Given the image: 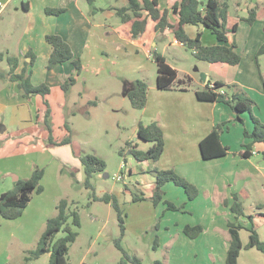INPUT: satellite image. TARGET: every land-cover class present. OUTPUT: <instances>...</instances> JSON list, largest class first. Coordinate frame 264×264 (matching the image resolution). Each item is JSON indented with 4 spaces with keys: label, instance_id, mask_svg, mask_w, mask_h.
<instances>
[{
    "label": "crops",
    "instance_id": "1",
    "mask_svg": "<svg viewBox=\"0 0 264 264\" xmlns=\"http://www.w3.org/2000/svg\"><path fill=\"white\" fill-rule=\"evenodd\" d=\"M18 1L0 0V20L4 23L2 28H0V56H3V61H7V57L17 58L19 60V67L16 70V74H21L25 68V64L32 62V58L28 56V54L32 53L35 57V62L33 66L27 67L28 72L31 73L33 85L39 86L46 84L51 88V94L48 98L50 105L52 95L56 92H63L62 85L74 73L75 68L72 62L56 65L50 70L47 68L52 51L51 46L46 41L47 35L54 34L61 36L70 45L74 59L80 60L84 67L81 75L78 77L77 84L69 90L67 96L73 90H76L79 84H85L86 80L96 81L101 78L112 77L115 71L106 72L105 69L111 68L110 59L112 56H115L113 59H117V53L120 54L121 60L124 59L122 63L128 67V70L123 71L122 74L130 72L148 73L151 67L146 64L145 58L148 60L153 59V54L158 53L159 41L169 38L172 35L169 31L151 32L141 35L137 39H133L123 26L119 28L112 24L111 20L114 17H118L115 9L126 7L128 0H107L108 4L104 7L101 5L98 6L97 0H21V7H19ZM159 2L161 8L165 9L168 6L169 0H166L164 6L162 0H159ZM10 6L13 7L12 10H7ZM46 8L66 9V11L60 16H52L46 14ZM246 9V16L242 15L235 20L231 15L230 4L229 28L237 23L238 31L229 37L231 41L236 42V51L239 54H241L239 34L243 30L241 29V24L247 23L241 19L248 17V9H255L257 20L253 25L247 23L249 27L244 30L245 35L242 36L246 40L244 49L247 50V53L246 57L245 54H241L242 62L239 65L211 64L212 68H217L213 69V71H221L225 75L206 74L204 84L195 83L194 72H191L185 66H175L166 59L168 64L178 71L180 79L190 77L193 82L191 87L186 88L187 90L185 91H162L157 88L156 84L149 85L148 103L146 108L143 109V113L148 115L149 108L152 107L154 114L149 116L152 117L153 121L159 123L164 132L165 150L157 163L153 162L139 168L136 165V160L133 158V161L131 159L126 160L125 164L126 168H128L129 176H138L141 180V183L138 184V191L142 197L147 199L145 200L146 202L153 196L155 189L156 179L151 172L155 169H174L180 176L195 185L199 190V196L194 201L188 200L185 194L182 202L184 209L178 212L186 213L185 209L199 202L202 194H204L213 203H211V200L208 201L204 205L206 210H203L202 214L200 210L198 211L201 220L203 223L208 222L212 224L219 221L218 217L222 213H219L214 205L222 203L230 211L227 229L229 222H238L245 228L250 227L249 216H252L253 220L256 218L259 220L258 222L261 226H264V213H261L264 208L256 207L258 211L252 208L251 213L246 215L247 212L245 213L243 203V192L247 195L245 191L231 192L230 197H222L219 202L216 198L219 185L224 184L223 182L227 178L235 179L245 175L242 169L238 170L239 161H234L236 162V168H233L230 158L234 156V160L242 159L240 152L245 151L243 143L249 141L244 139V129L252 132L254 125L248 114H242L240 116L245 122L242 125L240 122L235 121L236 114L229 106L222 103L202 102L198 100L196 90H203L209 84L212 87L218 81L225 84H238L256 101L255 113L264 122V84L256 60L257 52L264 44V20L259 25L261 23L259 17L264 15V6L256 3L255 5H246ZM5 14L6 16H4ZM171 20L176 22L177 18L172 15ZM206 30L202 26L196 27L188 25L186 27V32L191 38H195L199 32L203 34ZM12 39H14L13 43L10 41ZM203 44L212 46L219 44V42L217 39H212L207 43L203 41ZM172 45L186 48L176 41L175 38ZM228 46L231 47V44ZM147 49H151L150 52ZM106 53L108 57L111 55L109 59L104 58ZM176 59L180 63L185 61L182 56H177ZM259 65L264 75V56L259 58ZM9 70L10 66L1 73L8 74ZM3 79L5 82L0 86V145L5 142V147H7L10 143L9 139L13 130L27 127L33 128L38 124L40 101L36 96L29 99L24 98L20 93L17 82L11 81L9 77ZM137 81L130 83L128 92H126L127 96L130 91L134 90L135 87L132 85L133 83L136 85ZM86 88L89 91L88 86ZM82 99H84V103L90 104L89 99L85 100L84 97ZM42 103L46 109L43 98ZM227 121L231 122L229 124L230 129L222 135V143L224 146L230 148V153L222 158L204 160L200 151L201 141L212 132L217 124ZM238 128H241L240 130L243 132V139L239 141L238 148H233L230 143V135ZM64 129L65 127H63ZM260 153L264 154V144H255L252 155L255 156ZM36 155L39 157H35ZM32 156L35 158H32ZM48 156L55 162H58L57 169L59 176L66 169L71 173L75 171L76 174L74 176L77 181L83 180L84 170L80 161V154L76 152L73 143L63 146H49L41 154L37 152L8 154L3 152L2 147H0V196L14 189L19 180L29 179L34 166L45 169V158ZM165 158L167 159L165 160ZM215 162H218L217 164L219 165L214 164L212 165L214 166L213 168L210 167ZM46 176L47 173H45L42 182ZM104 177H107L106 174H104ZM171 184L169 183L164 187L165 199L170 202L171 200L168 199V191L172 190ZM130 191V188H127V194H124V197L129 196V201H132L133 192ZM45 192L46 189L41 194H35L23 215L19 219L9 222L17 224L16 226L21 228L22 232H28L30 234L42 232L47 220L55 215L57 203L54 201L51 207L49 205L51 199L49 201L42 199ZM235 194L240 197L243 203L244 216H236V214L232 213L230 207L224 205L225 200L230 201L232 204L233 195ZM168 216H165V218ZM203 223L198 225L203 226L204 232L199 238L192 240L194 245L191 251L187 253L184 249L178 248L177 256H183L181 264H188V257L192 252H194L193 256L195 257H202V255L210 256L206 260L200 259L195 264H226L230 238H223L215 231L209 232ZM193 226H196V224ZM175 228L176 231L171 230V228L167 229L170 233V238H172L171 234L173 232H180L182 235L181 241L185 243L186 240L183 232L185 227L176 226ZM244 230L246 229L240 231L244 247L238 260L239 264H264V255L260 251L255 248H246L250 240V234L247 232L248 230ZM256 231L260 239L264 242V232H262L261 228H258ZM2 241L3 237L0 235V243ZM171 248L174 253L176 248L174 246ZM187 255L188 257H186ZM169 264L172 263L170 262Z\"/></svg>",
    "mask_w": 264,
    "mask_h": 264
},
{
    "label": "rangeland",
    "instance_id": "2",
    "mask_svg": "<svg viewBox=\"0 0 264 264\" xmlns=\"http://www.w3.org/2000/svg\"><path fill=\"white\" fill-rule=\"evenodd\" d=\"M97 2L98 6L101 5L103 7L108 4L107 0H97ZM165 3L166 0H162L163 6ZM256 3L264 6V0H230L231 15L235 20L242 15L246 16V5H255ZM18 4L21 7V0L18 1ZM12 8L10 6L7 10H12ZM259 18L261 22L259 25H261L264 15ZM111 23L122 28L121 19L118 17H114ZM3 25V21L0 20V28ZM247 27H249L247 23H242L241 29L243 30L239 34L240 52L243 55L245 54V57L247 53V50L244 49L246 40H244L242 35H245L244 30ZM212 39H216L212 33L207 30L204 31L202 41L207 43ZM10 41L13 43L14 39ZM173 42L174 37L172 35L169 38L160 40L158 53L162 54L175 66H185L191 72H194L195 83L204 84L206 74L225 75L224 72L213 71V69L217 68H212L211 64L197 60L193 56L192 50L176 47L172 45ZM150 50L147 49L149 52ZM116 56L117 59H113L115 56L111 57L110 55L111 68L105 69L106 72L115 71L112 77L101 78L96 81L86 80L85 84H79L76 87L77 89L73 90L68 96L65 92L54 93L51 97L52 116L49 122L57 141L65 138L66 130H63V127L68 124L72 131V143L80 156L87 153L105 160L107 169L103 174H96L93 177V191L98 197L110 194L118 198L125 217V236L121 238L117 213L112 206L104 202L95 201L92 198V191L85 186L84 172L82 181L76 180L75 171L73 174L66 169L59 176L58 162H55L49 156L45 158L44 163V171L46 170L47 176L41 184L46 189L42 199H47V201L51 199L49 204L51 207L54 201L58 202L60 199H67L70 203H75L72 206L73 210L78 209L81 218V228L78 230L77 241L70 246L69 264H133L117 248L116 243L120 239L123 251L131 258L137 257L140 259L141 264H154L156 261H161L165 264L170 262L172 264H181L183 256H177L178 248L184 249L188 253L193 248L194 242L184 235L186 242L183 243L180 232H173L171 234L172 238H170V233L167 229L171 228V230L176 231V226L185 227L203 223L198 211L200 210L202 214V211L206 210L204 205L211 199L202 194L200 201L193 206L191 205L190 208H186V213H184L168 212L164 205L155 207L150 200L135 203L131 200L129 201V196L124 197V194H127V188H130V192H133L132 195L142 196L138 191V184L141 183V180L138 176H129L128 168H126L125 164L126 160L131 159L133 161L131 156L132 148L136 147L138 150L146 151L152 146L151 143L138 140L137 132L140 122L144 125L154 122L152 117L149 116L154 114L152 107L149 108L148 115H145L143 110L134 109L126 92H128L130 83L137 80L146 81L148 85L156 84L157 70L154 56H152L153 59L149 60L144 57L146 64L151 67L148 73L130 72L122 74L123 71L128 70V67L122 63L124 59L121 60L119 53ZM177 56H182L185 61L180 63L176 59ZM110 57H108L107 53L104 55L105 59ZM8 66H10L8 60H0V73L6 70ZM4 82V79H0V86ZM87 86L89 91L86 88ZM132 86L135 87L136 85L133 83ZM36 97L40 101L38 124L33 128L27 127L13 130L12 135H10L9 145L5 147V142L0 145L3 152L8 154L37 152L41 154L45 148L49 147V131L45 125L46 109L43 106L42 98ZM83 97L85 100L89 99L90 104L84 103ZM234 113L236 114V112ZM240 129L234 130L230 135V143L233 148H238L239 141L243 139V132ZM246 142L248 143L249 141ZM35 157L32 156V158ZM230 159L233 168H236V162L234 161H239L238 170L242 169L245 175L235 179L227 178L223 182L224 184L219 185L216 192L217 201L219 202L222 197H230L231 192L245 191L247 195L243 192V203L245 213L247 212L246 215L251 213L252 208L255 210H257L256 207L264 208V154L255 155L249 160L243 158L234 160V156ZM151 163L153 162H137L136 165L140 168ZM217 163L211 164L210 167L213 168L214 166L212 165ZM104 174L108 175V177H104ZM117 176H123L124 180L115 181L114 177ZM171 187L172 190L168 191V199L178 207L183 206L182 202L185 198V192L174 184H171ZM211 203H213L212 200ZM214 207L219 213H222L218 217L219 221L215 224L208 222L203 224L208 228L209 232L215 231L223 238H230L229 232H227L230 211L222 203L214 205ZM261 213H264V210ZM165 216L168 217L165 218ZM258 221L256 218L253 220L255 229L261 228L262 232H264V226H261ZM16 225L0 217V235L3 237V241L0 243V264H49V254L42 256L39 260L26 262V257L30 255L29 253L37 248L45 227L42 232L30 234L22 232L21 228ZM247 232L250 234L249 231ZM64 236V233H60L57 235L56 240ZM172 246L176 248L174 253L172 252ZM193 254L194 252L189 254V257L188 255L186 256L188 257V264H195L200 259L206 260L210 258L207 255L195 257Z\"/></svg>",
    "mask_w": 264,
    "mask_h": 264
},
{
    "label": "trees",
    "instance_id": "3",
    "mask_svg": "<svg viewBox=\"0 0 264 264\" xmlns=\"http://www.w3.org/2000/svg\"><path fill=\"white\" fill-rule=\"evenodd\" d=\"M66 9L46 8L47 15L60 16ZM116 15L121 19L122 26L126 29L133 39L139 38L141 35L151 32L169 31L176 41L192 50L193 56L201 61L209 64H227L237 66L242 62V56L236 51L237 44L230 40L231 34H236L238 24L236 23L229 28L230 0H169L168 6L162 9L159 0H128L126 7L115 9ZM174 15L177 20L173 22L171 16ZM245 22L253 25L256 20V10L248 9V17ZM188 25L200 27L209 30L217 39L219 44L207 46L203 44L202 32H199L195 38L189 37L186 32ZM47 43L51 46V56L47 68L50 70L56 65H63L72 62L75 71L69 76L62 85V91L68 93L69 90L77 84L78 77L83 71V64L80 60L74 59L73 51L70 45L59 35H47ZM231 44V47L228 45ZM32 58L31 63H26L21 74H16L19 67V60L15 57H8L10 70L8 74L0 73V79L9 77L13 82H17L20 93L24 98H32L41 96L46 106L45 125L49 131L48 146H63L72 143L71 128L65 125L67 136L61 141L54 138V130L50 125L52 116V108L48 100L51 94V88L46 84L35 86L31 80V73L27 67L33 66L35 57L32 53L28 54ZM154 61L156 63L157 80L156 86L162 91L187 90L191 87L192 78H179L178 71L171 67L166 58L154 53ZM264 56V44L259 48L256 60L260 70L261 78L264 84V75L261 72L259 58ZM3 56H0L2 60ZM149 85L146 81L138 80L134 90L128 93L131 105L136 110H143L148 103ZM198 100L202 102L222 103L229 106L236 112L235 121L245 124L240 117L242 114L248 113L254 125L252 132L244 130V139L249 140L243 143L245 151L240 152L243 159H250L255 144H264V122L256 115L255 108L257 106L254 101L238 84H225L223 82H215L214 85H207L203 90H196ZM95 104V103H94ZM231 122H222L217 124L212 132L201 141L200 151L204 160H214L227 156L230 148L222 143V135L228 132ZM138 140L151 143L152 146L141 151L136 147L131 149V155L138 163L154 162L157 163L165 150L164 132L158 122H152L149 125L139 123L137 132ZM80 161L85 174V186L92 191V198L95 201L110 204L117 213L118 223L123 238L126 234L125 217L118 198L115 195L106 194L98 197L94 193L92 180L96 174H103L107 169V164L102 158L84 153L80 156ZM155 177V189L153 196L149 199L155 207L163 204L167 211H182L183 206L177 207L174 203L165 199L164 187L172 183L176 187L181 188L188 197V200L194 201L199 196L198 188L191 184L188 180L180 176L174 169H155L152 172ZM74 174V173H73ZM45 171L38 166L33 167L32 175L29 179L19 180L14 189L3 193L0 196V216L8 221L19 219L25 209L28 207L35 194H41L44 191L41 183L44 178ZM133 202H141L147 200L142 196L132 195ZM75 203H70L67 199H60L56 204V214L49 218L46 222L45 230L41 235L37 248L31 251L26 262L31 260H39L42 256L50 254L49 264H69L68 255L70 246L74 244L79 236L78 230L81 228V218L78 209H72ZM224 205L230 207L232 213L236 216H244V206L240 197L233 195V203L225 200ZM251 226L244 227L238 222L228 223V232L230 235V246L227 252L226 264H239L238 260L243 249V243L240 231L246 229L250 232V240L246 248H255L264 255V242L260 239L258 232L253 224V217H248ZM184 235L195 240L204 232L201 225L185 226ZM64 233L65 236L57 239L58 234ZM117 248L122 251L125 258L133 264H141L137 257L131 258L122 249L121 239L116 243ZM126 264V263H124ZM154 264H165L156 261Z\"/></svg>",
    "mask_w": 264,
    "mask_h": 264
},
{
    "label": "built area",
    "instance_id": "4",
    "mask_svg": "<svg viewBox=\"0 0 264 264\" xmlns=\"http://www.w3.org/2000/svg\"><path fill=\"white\" fill-rule=\"evenodd\" d=\"M114 180L120 182V181H123L124 178L123 176H117V177H114Z\"/></svg>",
    "mask_w": 264,
    "mask_h": 264
},
{
    "label": "water",
    "instance_id": "5",
    "mask_svg": "<svg viewBox=\"0 0 264 264\" xmlns=\"http://www.w3.org/2000/svg\"><path fill=\"white\" fill-rule=\"evenodd\" d=\"M108 177V175H106Z\"/></svg>",
    "mask_w": 264,
    "mask_h": 264
}]
</instances>
